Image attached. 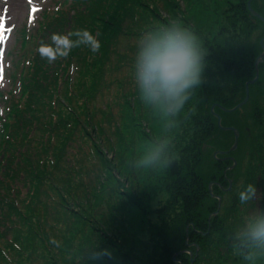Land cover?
Listing matches in <instances>:
<instances>
[{
  "label": "trees",
  "instance_id": "trees-1",
  "mask_svg": "<svg viewBox=\"0 0 264 264\" xmlns=\"http://www.w3.org/2000/svg\"><path fill=\"white\" fill-rule=\"evenodd\" d=\"M247 1L231 5V9L243 10L244 7L248 17H251ZM79 2L72 4L69 12L56 20L53 28L49 27L53 31L44 34L47 36L56 31L67 34L69 30L78 28L96 30L102 45L100 52L83 57L76 54L79 48L73 49L68 57L76 58L75 64L71 62L74 64L73 75H68V66L60 67V62L56 65L40 62L35 72L37 78H33V83L30 80V85L43 91V95L36 91L39 101L25 106L30 112L27 114L25 111L13 124L6 123L3 126L10 132L7 134L8 139L3 140L5 148L0 149V160L7 158V163L1 167L4 176L0 178V225L4 228H0V237L9 256L4 255L0 248V264H74L75 257L70 249L76 235L79 232L85 235L96 232L100 235L102 226L99 215H96V221L91 213L94 204H112V208H117L120 204L118 209L121 207L124 212L127 210L130 217H135L137 211H141L143 218L139 230L147 235V240L138 237V248L142 250L144 247L143 264H240V258L234 253L232 246L234 219L238 214L236 206L240 204L236 192L239 177H242L240 190L252 183L264 195V112L259 105L260 99H264V61L258 64L259 76L249 87L248 99V102L254 101L255 129H263L255 131L249 139L242 159L246 160L244 165L240 161L230 169L233 162L230 157H234L232 153L235 150L225 154L217 152L230 148L233 132L219 128L215 113L221 117V125L237 129L240 139L239 128L235 123L228 122V113L221 106L230 108L244 98L245 82L255 75L254 60L262 51L260 39L264 32L256 41L251 42L249 39L256 24L248 26V17H240L239 27L242 30L238 28V33L235 34L229 27L236 29V18L234 14H227L226 23L220 25L214 41L209 38L203 41L209 54L205 56L207 61L203 81L192 95L195 100L189 105L185 104L190 116L187 114V118L180 112L176 117H166L160 111L161 119L153 126L152 137L140 123L141 100L137 96L134 81L130 82L132 69L126 70L125 63L121 66L122 56H111L119 61L115 66L118 76L112 77L115 96L110 101H105L103 106L99 102L104 95L98 96V103L94 104V101L111 73L110 52L114 47L119 48L120 44L117 43L120 37L133 32L134 37L139 38L155 26L168 24L162 18L160 10L165 14L170 12L169 16L175 18L171 11L179 10L178 0H161L162 6H157L156 0ZM187 2L191 7L193 0ZM251 7L260 13L259 9H264V0H251ZM138 8L150 13V18L139 20L143 27H138L139 22L135 17ZM105 16L108 21H103ZM127 18H130V22L124 29L122 21ZM154 20L158 24L155 25ZM69 63L70 60L66 65ZM39 71L41 78L38 77ZM88 77L91 79L87 80ZM116 96L120 101L117 113L113 114L110 112V102ZM52 97L65 99L66 104L64 106L58 101L60 108L54 119L52 117L47 123L45 119L48 117L43 108L38 107L45 106L46 100ZM194 105L197 109L195 113ZM16 111L17 108L12 109V112ZM170 119L178 124L187 119L188 123L186 126L176 124L173 127V131L180 127L183 133L173 145L165 147V151L168 149L169 153L167 156L164 154L158 163V171L151 166L154 175L147 174L142 172L144 167L141 166L134 176L129 175L135 165L134 161L129 160V156L135 152L133 143L137 140L138 144L151 141L153 145L158 143L157 138ZM68 123H73L74 127L63 130ZM77 131L85 133L88 138L92 137L90 152L85 153L83 142L79 144L80 140L77 137L74 139ZM50 132L58 137L60 144L51 145L47 141ZM105 132L107 136H102ZM97 139L99 142L105 140L106 150L96 145ZM33 141L35 142L31 145ZM40 149H43L42 155L33 157ZM45 151H51L53 158L58 160L54 171L47 178L41 177L40 173L42 169L48 168ZM215 152L216 157L213 156ZM41 162V169L38 170ZM19 173L30 176V186L35 189L30 195L31 204L16 206L11 197L8 180L16 178ZM150 176L156 177V185L149 192L143 193L145 201L158 193H164L168 197L155 209H151L150 204H142L140 196H136L139 186H136L135 180ZM48 180L51 182L48 185L49 193L44 191L47 197L42 203L41 191L37 189L43 183H48ZM125 181L130 182V187L125 186ZM210 182L211 192L208 186ZM143 190L145 191V186ZM54 195L59 197L61 205L54 204L51 200ZM216 195L221 197V205L218 213L213 215L212 212L218 206ZM69 199L78 201H73L71 205ZM50 200L52 204H44ZM149 215H155L156 221H151ZM101 219L103 222L107 221L102 216ZM64 225L67 226L65 231ZM143 225L145 227L141 228ZM7 232L11 233V241L5 239ZM51 238L57 239L60 246L50 244ZM109 238L111 242L112 238ZM127 243L125 238L120 243L122 248H127V253L121 250L126 257L129 253H135L132 245L127 246ZM110 245L113 246L112 243ZM70 253L71 256L67 255ZM85 255H89V252L85 251ZM128 262L133 264L131 260Z\"/></svg>",
  "mask_w": 264,
  "mask_h": 264
},
{
  "label": "rangeland",
  "instance_id": "rangeland-1",
  "mask_svg": "<svg viewBox=\"0 0 264 264\" xmlns=\"http://www.w3.org/2000/svg\"><path fill=\"white\" fill-rule=\"evenodd\" d=\"M34 1L38 5H41V6L42 5L44 6L47 4L45 0H34ZM187 1H189V0H178L179 10L171 11L172 14L175 15V18H171L169 16L170 12H168V13L166 12V14H165L164 11L160 10L161 16H162V18H164L166 20L167 23L173 19H177L182 24L189 27L195 33V35L198 38V43L205 50L204 61H203L204 68H205L206 61H207V58H205V56H207L209 54V51H208L207 47H205L203 41L205 40V38H209L210 41H214L213 40L214 36H217L218 29H219L220 25H224L226 23L228 15L232 16L234 14V16L236 18V24H235L236 29H234L233 27L232 28L229 27V30H232V32L235 34H236V32L238 33V28H240L242 30V27H239L240 26V20H238V18L244 17V19H247L248 12L244 10V7H243V10H240L241 8H235V10L233 11L231 9V5L234 6L235 4H238L239 2L245 1V0H196V1L193 0L191 7L189 6ZM69 2L70 1H68V3ZM8 3H9L10 14H13V21H15L19 24V26L15 29V31L12 35V38L8 44V49H10L12 47L13 52H15V53H12V55L9 56L8 59L12 60L13 65L16 66V64L18 63V61L21 58L20 55L18 54V52L23 51V49L22 50L20 49V36L18 35L17 29L24 26V20H25L27 5H26L24 0H10ZM156 5L162 6L161 0H156ZM64 7L65 6H62V8H64ZM188 10H190L189 13H188ZM259 10H260V13L259 12L258 13L264 17V9H259ZM38 13H37V15H38ZM17 14H19V15H17ZM135 17L137 18V22H139L138 27L139 26L143 27L139 20H143V18L144 19L150 18V13L148 11L142 9V8L141 9L138 8V10L135 12ZM258 19L259 18L253 14L251 15V17L249 16L247 19L248 26L256 24V26H255L256 28L253 31V33L251 34L250 39H249V41H251V42L256 41L258 36L264 32V22L261 21L260 19L259 20ZM103 21H108V18L105 16ZM129 22H130V18H127L126 20L122 21L124 29L127 28V24ZM166 22H165V24H166ZM153 23H155V25H156V24H158V21L154 20ZM127 31H130V30H127ZM127 34H128L127 36L126 35L121 36L120 39H119V37L115 38V40L119 39L117 44H120V46H119V48L114 47V49L112 50V53L110 52V57L111 56H122L121 60H123V61H121V66L125 63L126 64V67H125L126 70L132 69V68H129V66L133 64V59H134V55L136 52V45H137V41H138V38L134 37L133 32L127 33ZM29 46L30 45H27V48ZM76 54L83 56V57H89V56L93 55V53L86 47L79 48L76 51ZM73 61H74V59H73ZM263 61H264V58H263ZM117 63H119V61H116L113 57H111V59L109 60V68H110L111 73H110L108 79L105 80L104 88H102L103 95H104V97H103L104 101L105 100L110 101V99H112L115 96L114 86L112 85V77L114 75L118 76L117 70H115L116 69L115 66L117 65ZM262 72L264 73V70ZM27 74H28V72H26L24 74V78L22 80V83H23L22 90L24 87H26V89H27V85L29 83L28 81L31 79L32 74H29V75H27ZM203 74H204V69H203V73H202V79L204 78ZM68 75H73V73L69 69H68ZM129 77H131L130 82L132 83L133 82L132 72H131V75ZM89 79H91V77L87 78V80H89ZM18 85L19 84L17 82L15 86L17 87ZM8 89H12V86L10 88V83L5 84L2 91H6ZM196 91H197V88H194L192 90L191 97H190L189 101L186 102V105H189L190 102H192V103L194 102L195 98L192 97V95H194ZM14 93H18V90L16 89V91L13 92V94H11L12 95L11 98H12L13 103L16 102V98L19 96L18 94L16 96H14ZM22 94L23 95L21 98L24 101L25 100L27 101L28 92L25 91ZM119 101L120 100L116 96L110 102V104L112 105V107L110 108L111 113H113V114L117 113ZM102 104L103 103H100V105H102ZM259 105H260V108L264 112V99L263 98L260 99ZM0 107H1V105H0ZM232 107H230V108H232ZM139 110L142 113V116H140L139 119H140V123L142 124L143 129H145L146 132L150 133L151 136L154 137L153 126L158 122V120L161 119L160 113H159L160 110L153 108L151 106H145L142 101H141V106H140ZM188 110L189 109L187 108V106H184V108L181 110V112L184 115H186L187 118H188V116H187ZM254 110H255L254 101L249 100V102L247 101L241 107H239L233 111H226L228 113L227 114L228 122L235 123L236 124L235 126H237L239 128L240 133H241L240 139L238 137L239 144H237L235 151L232 153V155L235 157L234 158L235 164H239V163L243 162V165H244V162L246 160L243 161L242 159H244L243 154H244V151L247 149V144L249 143V139L255 133V131L263 129V127H261V128L257 127L255 129V126H256L255 120L256 119L253 116ZM193 111H194V113L197 111L195 105H194ZM68 117H70V116L68 115ZM8 119H10V121L12 120L11 117L7 118V120ZM116 120H118V118ZM169 121L172 122L171 126H169V122H167L164 131H162L157 138L158 143L161 142V144H164V148L165 147L168 148L167 146H169L170 144L173 145L177 139L179 140V138H180L179 136L183 133L182 129L180 127H176L177 129L175 131H173V127L176 124H178V122H175L174 119L173 120L170 119ZM187 123H188V120L186 119V120H183L182 122H180L178 125L181 124L182 126H186ZM263 124H264V122H263ZM73 127H74L73 123H71V124L68 123V125L63 130H66V128H73ZM88 128L91 130V127H88ZM8 132H9V130L7 129L6 135L8 134ZM75 134H76V137H79V139H80L79 143L83 142L85 150L87 152H90L91 151L90 145H91L92 137L88 138L85 135V133H82L81 131H77V132H75ZM102 136H107V133L105 132ZM101 137H100V139H101ZM3 140H4L3 136H0V149L4 148V146H5V142ZM233 140H234V135H233ZM47 141L51 145H54L56 143L60 144V142H61V141H58V137L53 135L51 132H50L49 137H47ZM155 144H157V143H155ZM232 144H233V142H232ZM96 145L99 148H101L102 150H106L105 149V140H103L101 142H99V140L96 141ZM149 145H153V142L151 141V142H147L144 144H138V140H137L135 143H133V149H135V152L133 155L129 156V160L134 161L135 165L133 166V170L129 175L134 176L138 171H140L141 165H139L138 161L141 158L142 151L145 149L146 146H149ZM34 149H36V148L34 147ZM42 150L43 149H40L38 153L33 155V157L38 158L39 156H41ZM206 151H207V148L205 147L204 152H206ZM45 153L47 154V166L50 169V173H52L54 171L55 162H57L58 160L53 158V154L51 153V151H45ZM168 153H169L168 149L166 151H164V154L166 156L168 155ZM41 166H42V162L40 163L38 170L41 169ZM152 167L154 169H156V171H158V163ZM42 171L45 173L47 171V168L42 169ZM142 172H146L147 174L151 173L154 175V173H153L154 170H152L151 167H144L142 169ZM34 176H37V175L34 174ZM21 179H22V175H19L18 178H16L17 183L19 184V187L21 190L19 197L25 198L26 197L25 194H26V191L28 192L29 186L27 184H24ZM155 179H156V177L150 176L146 179H141L138 177L135 180L136 186H139L137 189L138 192L136 193L137 198H139V196H140L139 200L142 202V204H150L151 209L158 208L159 206H161L165 202L166 198H168L166 194L158 193L155 196H151V199L149 201H145L143 193L149 192L151 187L156 185ZM241 183H242V177H239V180L237 182V184H238V188L236 190L237 193L240 190V184ZM124 184H125V186L130 187V182L125 181ZM143 186H145V191L143 190ZM261 196L262 195H261V192L259 190V191H257V199L256 200L250 202L248 205H245V206L237 204L236 208H237L238 214L234 219V232L242 226V224L248 219L249 215L252 212L259 210V209H264V203H263L264 195L262 197ZM66 198H68V197H66ZM51 200L54 202V204H60V205L62 204L57 195H54L53 197H51ZM51 200L48 203L45 202L44 204H52ZM73 201H78V200L69 199V202H70L69 204L73 205ZM82 204H86V203L82 202ZM119 205L120 204H118V207H119ZM111 206H112V204H110V205L109 204H94V206L92 207L91 213L96 218L95 219L96 221H97L96 215H99L98 219L100 221V226H102V229H101L100 235L96 232H94L90 235H85L84 233L79 232V234L76 235V237L74 239V243L72 244L71 249H70V251L73 253V257H75V263L74 264H92V262H90L88 259L89 255H85V251H88L90 253L96 246H98L99 248H102V249L106 248L112 253V258L111 259L106 258L104 261V264H129V262H128L129 260H131L133 262V264H143L144 263V254H143L144 247L142 250H140L141 248H138V237H140V239H142V240H147V235H145V233H142L139 230V228L141 226V221L143 218L141 211L138 210L135 217H130L127 210H125V212H124L123 208H121V207L118 209V207L112 208ZM100 215L103 218H107V221L103 222ZM149 217L152 218L151 221L152 220L156 221L155 215H149ZM66 227L67 226L64 225L63 231L66 230ZM144 227L145 226L143 225L141 228H144ZM134 233H135V237L133 238ZM109 237L112 238L111 242H110ZM123 238H125L126 242H128L126 245L127 246L132 245V247L135 251V253H129L127 255V257L123 254V252H126L127 248H125V247L122 248L120 246L121 245L120 243L122 242ZM132 238H133V240H132ZM58 239L60 240V236L58 237ZM82 239H83V242H82ZM130 241H132V242H130ZM111 243L113 244V246L110 245ZM121 250H123V252ZM67 255L71 256V253L67 254ZM239 262H240V264H244V262L241 259L239 260Z\"/></svg>",
  "mask_w": 264,
  "mask_h": 264
},
{
  "label": "clouds",
  "instance_id": "clouds-1",
  "mask_svg": "<svg viewBox=\"0 0 264 264\" xmlns=\"http://www.w3.org/2000/svg\"><path fill=\"white\" fill-rule=\"evenodd\" d=\"M86 47L92 53L101 50V41L86 28L67 34L54 32L50 43H41L37 49L48 64L65 59L73 49ZM205 50L198 43L195 33L179 20L173 19L164 26H155L138 38L132 64V78L138 98L146 105L159 109L166 117H176L191 97L192 90L202 83ZM0 110V136L8 139ZM169 121V126H171ZM164 144L146 146L138 161L151 167L164 157ZM256 185L249 183L238 193L240 205L257 199ZM49 243L59 247L60 242L51 238ZM234 253L244 264H261L264 261V209L252 212L233 234ZM17 248L19 246L17 245ZM112 253L96 246L88 256L92 264H104Z\"/></svg>",
  "mask_w": 264,
  "mask_h": 264
},
{
  "label": "water",
  "instance_id": "water-1",
  "mask_svg": "<svg viewBox=\"0 0 264 264\" xmlns=\"http://www.w3.org/2000/svg\"><path fill=\"white\" fill-rule=\"evenodd\" d=\"M250 3H251V0H248L247 1V6H248V9L249 11L251 12V14L255 15L256 17H258L261 21L264 22V17L259 14L257 11H255L254 9H252V7L250 6ZM264 36L260 39V46L262 48V51L256 56L255 60H254V67H255V75L252 79L248 80L245 82V95H244V98L239 101L236 105H234L232 108H226V107H223L221 106V108L224 110V111H233L239 107H241L243 104H245L248 99H249V87L251 84H253L257 79H258V76H259V71H258V64L260 62L263 61V58H264ZM215 104L212 105L211 107V110L213 111V107H214ZM215 116L217 117V125L219 126V128L223 129V130H230L233 132V135H234V140H233V144L231 145V147L228 149V150H223V151H217L219 153H228L230 151H234L237 147V144H238V137H239V132L237 131V129L234 127V126H223L221 125V117L215 113ZM215 152L213 154L214 157H216V153ZM232 159V164L229 166V168H233L235 166V159L234 157H230ZM212 185V182L209 183V189ZM230 188V185L228 187V189ZM210 192H211V189H210ZM213 195V194H212ZM217 196V201H218V206L217 208L212 212L213 215L217 214L219 209H220V203H221V197L219 195H216ZM191 254V252H189ZM173 258L175 259V255L173 256ZM182 264V263H180Z\"/></svg>",
  "mask_w": 264,
  "mask_h": 264
},
{
  "label": "snow or ice",
  "instance_id": "snow-or-ice-1",
  "mask_svg": "<svg viewBox=\"0 0 264 264\" xmlns=\"http://www.w3.org/2000/svg\"><path fill=\"white\" fill-rule=\"evenodd\" d=\"M35 10V9H33ZM7 11V8L5 7L4 9V12ZM5 27V17L4 16H0V29H4ZM9 31H11V29H9ZM5 37H4V34L3 32H0V40H3Z\"/></svg>",
  "mask_w": 264,
  "mask_h": 264
}]
</instances>
